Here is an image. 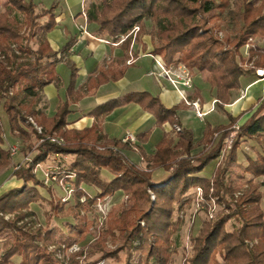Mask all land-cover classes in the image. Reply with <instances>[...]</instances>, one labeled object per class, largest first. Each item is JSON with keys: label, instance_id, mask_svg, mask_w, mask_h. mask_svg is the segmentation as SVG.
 <instances>
[{"label": "trees", "instance_id": "trees-1", "mask_svg": "<svg viewBox=\"0 0 264 264\" xmlns=\"http://www.w3.org/2000/svg\"><path fill=\"white\" fill-rule=\"evenodd\" d=\"M55 6L38 11L34 0H0V105L23 157L30 156L12 174L21 185L0 195V264H15L14 259L18 264H60L48 251L56 235L67 247L85 243L91 225L87 213L98 200L122 195L130 206L114 204L99 237L84 245V262H79L76 258L81 254H76L70 264H94L102 259H111L114 264H167L173 236L181 224L178 214L189 205L190 190L197 187L205 200L215 198L228 213L221 212L203 223L184 264H264L262 194L254 181L264 176V99L258 100L255 112L238 128V118L226 112L228 125L206 124L198 142L193 141L191 130L178 126L176 112L181 106L167 109L146 92H130L99 104L87 115L94 119L90 127L68 129L69 108L81 99V88L74 89L77 69L71 68L66 99L59 101L54 116L47 117L37 107L43 89L60 84L56 67L72 44L59 52L50 46L46 34L55 25ZM84 14L88 23L97 25L96 33L111 43L126 37L121 44L124 58L132 38L136 41L143 35L144 22L151 21L156 26L150 34L152 56H159L168 67L182 65L190 73L195 70L213 91L215 107L222 111L230 103L232 90L245 89L252 78L256 81L254 69L247 68L253 58L255 68L264 66L261 48H250L246 58L240 54L249 39L264 37V0H99L86 3ZM216 21L238 28L232 38H226L225 50L213 36L214 28L208 27L209 23L214 27ZM135 27L138 31L133 36ZM124 69L123 60L120 68L98 73L94 84L115 81ZM128 104L152 115L156 127L177 124L179 131L174 138L163 134L152 155L141 147L149 132L137 135L134 143L108 139L101 131L104 118ZM232 133L235 136L226 151V140ZM46 136L60 138L63 143H51ZM246 140H254L259 148L244 169L251 182L234 199L235 190L225 185V167L236 163ZM3 143L0 129V170L11 161L9 150L1 147ZM199 147L202 149L194 153ZM129 154H135L139 161L131 160ZM48 159L59 167L56 175L62 187L55 182L45 185L43 178H37L36 169ZM216 160L208 178L203 173ZM157 169L167 175L155 183L152 177ZM102 170L110 174L109 179L102 177ZM64 186L72 189L70 198L63 193ZM85 186L94 188L95 194L85 192ZM56 190L59 198L53 194ZM34 206L44 217L35 230L26 221L37 218ZM7 215L12 219H6ZM61 219L63 227L57 232L53 221ZM230 222L237 226L229 231Z\"/></svg>", "mask_w": 264, "mask_h": 264}, {"label": "crops", "instance_id": "crops-1", "mask_svg": "<svg viewBox=\"0 0 264 264\" xmlns=\"http://www.w3.org/2000/svg\"><path fill=\"white\" fill-rule=\"evenodd\" d=\"M86 3V0H55L54 3L52 2L49 6H46L47 4L45 5L43 1L38 2V11L56 4L54 10L55 25L53 30L46 34L51 48L59 52L69 42L72 43L62 61L56 67L60 84L45 87L40 97L37 107L47 117L54 116L59 101L66 99V88L72 67L77 69L74 89L81 88V99L70 106V114L67 117L69 123L67 128L72 130H82L94 123V119L87 115L95 106L130 92H146L154 99L157 98L167 109L181 106L182 108L176 112L178 126L181 129L191 130L194 142H198L202 138L206 124L212 127L228 125L229 120L225 112L233 118H238L235 124V128H238L257 109L258 100L261 96L254 98V87L260 83H254V78H252L249 85L245 86L247 93L244 99H238L241 89L232 90L230 92V103L224 107V111L219 110L214 105V110L207 113L202 121L198 120L192 109L181 101L178 92L168 85L169 83L163 77H158L159 70L156 68L154 56L151 54L152 44L147 23L144 24V31L146 32L139 36L136 41H134L135 36L132 38L129 53L124 58L122 43L113 45L109 39L96 33L97 25L87 22L86 17L83 16ZM80 28H84L87 34L82 33ZM123 60L125 69L121 78L115 81L109 80L101 84H94V80H97L99 76L98 73L107 68H120V62ZM128 60H131L129 64L127 63ZM192 80H198L200 86L208 90L209 95L205 99L202 93L193 85V89L188 92L189 99L198 98L204 110L211 108L214 93L209 85L203 81L202 76L198 73L192 75ZM91 81L92 84H90ZM207 117H212L210 122L206 121L205 118ZM175 126L177 124L166 123L162 128H158L155 126V119L152 115L144 112L136 104H128L120 106L106 116L102 122L101 131L108 139L114 140H123L126 134H132L136 137L139 134L149 132L147 142L142 144L141 147L146 154L152 155L156 143L161 140L163 134L166 133L169 137L174 138L176 133L173 128ZM258 148L254 140L244 141L242 148L237 153L236 163H227L225 167L226 179L230 173L231 168L229 169V167L231 165L241 168L242 176L249 177L251 180V176L244 173V169L247 167L249 160L255 159ZM201 149L202 147L195 149L194 153L199 152ZM129 156L134 162L139 161L135 154H129ZM218 161H213L207 166L203 174L209 178ZM166 175V173L157 169L153 173V178L156 177L153 181L158 183ZM20 185L21 181L15 180L12 187L17 188Z\"/></svg>", "mask_w": 264, "mask_h": 264}, {"label": "rangeland", "instance_id": "rangeland-1", "mask_svg": "<svg viewBox=\"0 0 264 264\" xmlns=\"http://www.w3.org/2000/svg\"><path fill=\"white\" fill-rule=\"evenodd\" d=\"M35 1L39 7L38 2L40 3V1H43L45 5L47 4L46 6H49L52 2L54 3L55 0H35ZM86 2H87V4L90 2L99 3V0H88ZM224 15L222 16L223 18H225ZM145 23H147V27L149 30L148 33L150 36L152 31L156 30V26L151 21H145L144 24ZM208 27L214 28L212 31V34L220 42V44H222L224 50L228 48L226 38L227 37L232 38V36H234V34L236 33V31L238 29V28H235L232 24L227 23L226 21H216L214 27H213L212 23L211 24L209 23ZM144 30H145V27H144ZM263 39H264V37H253V40H256L258 42H261V40H263ZM258 42H256V43H258ZM258 49H260L259 45H258ZM244 53H245V49L243 48V49H241L240 54H241V56L246 58L248 55H244ZM238 58L239 57L237 56V59ZM254 60H255V58H253L252 62L247 65V68L254 69L256 67ZM262 67H264V66H262ZM190 71H191L192 75L196 74L195 70H190ZM69 77H70V75H69ZM241 84L244 85L245 82H242ZM193 85L202 93V96L205 99H207V95H209L208 90H205L203 88V86H200L198 80H194ZM262 90H263V88H262L261 84L256 85L254 87V91H255L254 98L255 99L262 96ZM211 118L212 117H207L205 119H206V121L210 122ZM0 129H1L3 140H4V143L1 146L2 149L9 150V153H10V149L12 147L17 149L16 155H14L13 157L10 156L11 161H10V164L8 165V167L0 170V195H1L3 192H5L11 188H14L12 186H13V183L16 180V178L12 174L18 168L19 164L24 163L27 160H29L30 156L27 158L23 157L21 150H20L19 142H17V140L13 136H11L9 124H8V119H7V116L5 115V112L3 111L2 107H1V105H0ZM215 136L216 135H214V137ZM234 136H235V134L232 133L230 135V137H228V139L226 140V151L229 150V148L232 144L231 143L228 147V145H227L228 140L231 138L233 141ZM255 158H256V156H255ZM55 168L60 170L59 167L55 166L53 164V162L50 159H48V160H46V162L44 164H41L40 166H38L35 174L39 180H42L43 171H46V172H47V170L52 171ZM229 169H230V173L228 174V178L225 180V185H226L227 189L229 188L230 190H235L233 198L236 199L238 196H240V193L247 190L251 180L249 179V177L242 176L241 168L234 167V166L230 165ZM56 173H58V172L56 171ZM107 173L108 172L102 170V172H101L102 177H104L105 179H109L110 174H107ZM155 178H153V180H155ZM254 181L257 182V184L259 185V191L262 194L261 208L264 211V176H262L258 179H255ZM58 183H59V180L57 182H55V184H58ZM58 185L60 186V184H58ZM62 190L64 191V188H62ZM56 191L57 192H54L53 194L56 198H59L60 191L59 190H56ZM41 192L44 195L46 194L45 193L46 191L43 189L41 190ZM85 192H87L88 194H95V189L92 187L85 186ZM210 192H212V191H210ZM63 193H65L66 198H70V196L69 197L67 196L66 192H63ZM188 195L190 198V203L187 207H184L181 210V212L178 214V217L181 220V224L173 236L174 244L172 246V253L170 255V258H169V261L167 264H184V260L187 259L188 257H190L192 254V250H193L192 240H193V238H195L198 235L199 230H200L201 226L203 225V223L214 219L221 212L222 213H228V210L222 208V206L217 204V201L215 198H210L209 200H205V198L203 196V191L200 187H197L195 189L190 190ZM81 199L84 202V199L83 198H81ZM81 199H80V201H81ZM104 200L108 201L109 207H108V211H107L105 218L102 221H100L99 215L97 213H95V212H97L95 206L97 203H99V202L102 203ZM120 203H125L126 206H130V204H131L129 201H127L125 199V197L123 195L120 196L119 199H114L111 197H105L103 199L98 200L96 202V204L92 207L90 213H87L88 220H89V222H91V225L89 228L90 235H89V238H87V240L85 241V243L83 242L82 244H78V242H77V244L75 243V244H72L71 246L67 247L64 245V243L60 244V239H59L58 234H57L56 238H55V244L50 245L48 247V251L52 252L54 254V256L58 258L60 264H70L71 256L76 255V254L77 255L81 254V256H78L76 259L81 263L84 262L85 256H86V250H85L84 245L86 244V242L92 241V240L99 237L100 230L102 227L105 226L112 206L114 204H120ZM205 203H207V205ZM33 208L36 211L38 210L37 218L31 219L30 221L29 220H26V221L31 222V227L33 228V230H35V229L40 228L39 222H43L44 217H43L42 210L40 211L38 208L36 209L35 206ZM175 216H177V214ZM5 218L6 219H12V216L7 215V216H5ZM63 223L64 222H62V219L58 220V221H56V220L53 221V227L56 228L55 230L57 232H59L61 230V228L63 227ZM236 226L237 225L234 222H230L227 225V229L230 231ZM108 247L110 249L112 248V246L110 244H108ZM76 248L78 251H75ZM0 254H1V249H0ZM14 262H15V264H18L17 259H14ZM99 263L114 264V262L111 259L98 260L94 264H99Z\"/></svg>", "mask_w": 264, "mask_h": 264}, {"label": "built area", "instance_id": "built-area-1", "mask_svg": "<svg viewBox=\"0 0 264 264\" xmlns=\"http://www.w3.org/2000/svg\"><path fill=\"white\" fill-rule=\"evenodd\" d=\"M83 16L86 17V15L83 13ZM82 33H85V29L84 28H80ZM138 31L137 27H135L132 30V34L133 36L136 34V32ZM126 39L125 36L120 37V39L116 42L113 43V45H117L119 43H122L124 40ZM256 40H253V38L248 40V44L244 47L245 49V53L244 55H248V50L250 48H254V47H258V45L260 46V48L263 50L264 52V39L261 40V42H258ZM154 62H155V66L156 68L159 70L158 72V77H163L167 83H169L168 85H170L176 92H178V94L180 95V99L181 101H183V103L190 107L195 115V117L202 121L204 119V117L206 116L207 113L211 112L212 110H214V105H215V100L212 101V106L211 108L204 110V108L202 107L200 100L198 98H195L194 100H190L189 96H188V92L190 90L193 89V82H192V74L189 72V70H187L185 67H183L182 65H177V66H166L165 63L162 61L161 58H159V56H154ZM131 60H128L127 63L129 64ZM254 74L256 77V83H260L262 85V96L261 99H264V67H257L254 68ZM254 82V83H255ZM247 93V88L240 90L239 91V100L244 99ZM174 132L176 133L177 131H179L178 127H174ZM37 131L39 133H41V129L37 128ZM45 140L51 142V143H56V144H62L63 141L60 138H56V137H52V136H46ZM124 142H131L134 143L135 142V136H133L132 134H126V136L123 138ZM228 147L229 145L232 143V139L230 138L227 142ZM114 150V149H113ZM17 153V149L12 147L10 149V156L13 157L14 155H16ZM56 171L58 172V169L55 168L52 171H43V180H44V184L47 185L50 182H57V176H56ZM55 173V174H54ZM60 186L62 187V181H59ZM64 191L66 192L67 196H71L72 194V189L69 186H64ZM104 200L102 203L99 202L96 204V211L95 213H97L99 215V219L100 221H102L108 211V201ZM81 202H83V200L81 199ZM75 251H78L77 248L75 249ZM99 264H103V263H99Z\"/></svg>", "mask_w": 264, "mask_h": 264}]
</instances>
